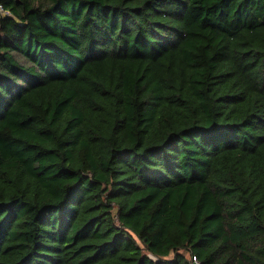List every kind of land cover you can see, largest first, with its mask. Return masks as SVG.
<instances>
[{"label": "trees", "instance_id": "16d2710c", "mask_svg": "<svg viewBox=\"0 0 264 264\" xmlns=\"http://www.w3.org/2000/svg\"><path fill=\"white\" fill-rule=\"evenodd\" d=\"M264 264V0H0V264Z\"/></svg>", "mask_w": 264, "mask_h": 264}, {"label": "built area", "instance_id": "2783aa9c", "mask_svg": "<svg viewBox=\"0 0 264 264\" xmlns=\"http://www.w3.org/2000/svg\"><path fill=\"white\" fill-rule=\"evenodd\" d=\"M193 260L194 264H201L200 260L196 256L193 257Z\"/></svg>", "mask_w": 264, "mask_h": 264}]
</instances>
